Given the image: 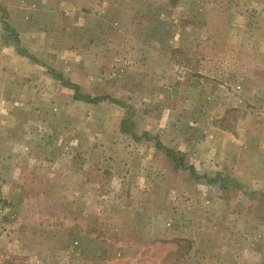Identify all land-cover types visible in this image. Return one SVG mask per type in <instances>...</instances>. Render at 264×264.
I'll use <instances>...</instances> for the list:
<instances>
[{"label":"rangeland","instance_id":"obj_1","mask_svg":"<svg viewBox=\"0 0 264 264\" xmlns=\"http://www.w3.org/2000/svg\"><path fill=\"white\" fill-rule=\"evenodd\" d=\"M64 5L0 59V264H264V0Z\"/></svg>","mask_w":264,"mask_h":264},{"label":"crops","instance_id":"obj_2","mask_svg":"<svg viewBox=\"0 0 264 264\" xmlns=\"http://www.w3.org/2000/svg\"><path fill=\"white\" fill-rule=\"evenodd\" d=\"M68 1L72 2V0H0V59L5 60L4 54H9L16 62H22L23 55L25 57L41 55L39 34L41 31L48 32L45 38L54 40L51 36L55 37V32L62 30L56 29V22L60 24L57 12L64 9V4ZM54 15L56 17H53ZM68 20L66 21L71 26L72 20L70 18ZM74 24L77 32L78 22L74 21ZM9 34L13 35L12 38ZM22 45L30 46L27 49L29 51L20 53L18 46Z\"/></svg>","mask_w":264,"mask_h":264},{"label":"trees","instance_id":"obj_3","mask_svg":"<svg viewBox=\"0 0 264 264\" xmlns=\"http://www.w3.org/2000/svg\"><path fill=\"white\" fill-rule=\"evenodd\" d=\"M66 85L71 86V87L74 88V98H76V99H83V100H88V101H95V100H97L99 98H102V97H89L88 95L81 96V95L78 94L76 86H74L73 84H66Z\"/></svg>","mask_w":264,"mask_h":264}]
</instances>
